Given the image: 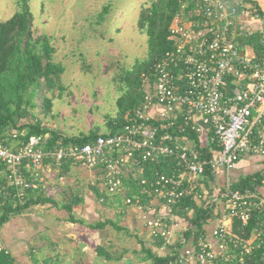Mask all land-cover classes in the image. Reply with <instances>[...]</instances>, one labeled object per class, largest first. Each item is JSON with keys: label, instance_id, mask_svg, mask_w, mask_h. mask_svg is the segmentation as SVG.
Listing matches in <instances>:
<instances>
[{"label": "built area", "instance_id": "2783aa9c", "mask_svg": "<svg viewBox=\"0 0 264 264\" xmlns=\"http://www.w3.org/2000/svg\"><path fill=\"white\" fill-rule=\"evenodd\" d=\"M191 1L196 3L191 11L194 18L187 19L188 0H180V12L170 26L175 51L153 63L154 79L144 82L143 105L133 121L120 133L98 135L85 144L58 141L47 148V135H32L26 145L16 149L0 141V161L7 165L12 182L30 186L23 176V164L39 177L48 161L59 165L65 160L98 172L103 187L112 193L125 190L124 180L141 177V193L147 199L142 202L134 196L125 199L124 207L117 202L114 207L119 213L131 204L151 211L147 221L151 235L162 239V247L168 248L175 245L173 234L180 224L175 206L186 196L198 201L207 196L202 188L209 178L207 169L218 178L244 155L264 156V61L244 51L236 41L237 35L254 34L241 24L242 15L258 18L260 13L244 0ZM257 38L264 50V32ZM243 72L250 74L252 83L237 82L228 93L229 79L239 78ZM155 106L162 107L158 116L150 112ZM197 113L203 115L220 147L214 158H205L195 144L174 132L181 128L199 133ZM169 157L176 160L173 172L156 173L154 181L142 178L145 163ZM230 188L229 182L225 191L230 195L215 202L211 219L215 217L216 226L205 231L197 243L186 244L170 264H250L247 257L256 252L261 253L264 264V196L255 189ZM256 213L260 214L259 229L249 240L240 238L233 230L234 221L247 226ZM3 248L0 244V250Z\"/></svg>", "mask_w": 264, "mask_h": 264}, {"label": "trees", "instance_id": "16d2710c", "mask_svg": "<svg viewBox=\"0 0 264 264\" xmlns=\"http://www.w3.org/2000/svg\"><path fill=\"white\" fill-rule=\"evenodd\" d=\"M142 1V0H141ZM110 4L109 2H107ZM98 12L94 22L100 23L102 15L107 12L105 4ZM195 2L188 0L187 19H193L191 14ZM180 0H143L137 10V29L147 36V53L143 59H137L132 67L124 69L117 80L118 97L116 99V114L110 117L108 127H97L88 133L80 135H63L57 130L46 126L44 121L52 108V96H62L67 90L64 82L66 65L59 59V50L54 36L40 33L35 28V18L29 0L20 1L16 12L5 21L0 20V141L12 148H18L28 143L32 135H47L46 147L55 146L58 141L63 145L85 144L93 141L98 135L111 136L120 133L125 126L133 121L135 112L140 109L144 101L143 84L147 79H154L153 63L168 51H175V46L170 40V26L180 12ZM88 21V19H87ZM93 24V23H92ZM66 40V37H63ZM239 46L253 43L257 54L264 52L259 45L257 36L239 37ZM259 59V57H258ZM228 93L235 87L233 79H229ZM44 110V111H43ZM157 125H160L157 122ZM180 127V125H179ZM181 129V128H180ZM174 129V132L185 139L198 141L197 133L190 130ZM18 132L15 137L14 134ZM24 132L22 136L20 133ZM198 149H201L197 145ZM220 149L219 145L215 146ZM204 157H212V150ZM204 153V152H203ZM47 168H52V174L57 180L69 175L68 172L74 164L71 160L47 162ZM176 160L174 158H161L151 160L144 164L142 178L148 181L156 179V173L170 174L174 171ZM23 176L30 184L29 187L20 186L12 182V174L7 165L0 161V231L1 228L13 218L21 215L34 205L45 204L49 201L55 204L52 196L46 194L50 178L47 171L36 177L32 167L23 164ZM210 182L217 183L218 178L210 169H207ZM246 177L233 184L230 190L244 191L247 188L255 189L260 182L259 176ZM124 191L112 193L109 189L98 195L111 203L126 198L138 196L144 202L147 197L141 193V177L124 180ZM256 190V189H255ZM21 193L23 194L21 196ZM213 188L209 189L207 196L200 201L192 196H186L175 206V214L179 221L185 223V229L171 251L167 255H157L150 249H145L152 264H170L177 260L181 249L188 244L197 243L198 238L204 234L205 226L214 214L213 205L210 203ZM225 198V197H224ZM124 207V204L119 205ZM62 208L69 212V220L78 222L72 215L73 202L63 204ZM260 214L256 213L247 226L236 219L233 230L244 240L253 237L259 226L256 225ZM1 241V239H0ZM1 244V243H0ZM157 246H162L163 240L156 239ZM258 254V255H257ZM250 264H263L261 253L249 255ZM0 264H19L13 255L5 248L0 250Z\"/></svg>", "mask_w": 264, "mask_h": 264}, {"label": "crops", "instance_id": "0c3cea01", "mask_svg": "<svg viewBox=\"0 0 264 264\" xmlns=\"http://www.w3.org/2000/svg\"><path fill=\"white\" fill-rule=\"evenodd\" d=\"M244 1L260 13L258 18L248 13L241 17V24L257 36L264 32V0ZM239 37L243 36H236L238 44ZM241 48L264 61V52L257 54L253 43H247ZM231 78L234 79L235 86L237 82L252 83L250 74L246 72L239 78ZM161 109L162 107L155 106L150 112L152 116H158ZM195 123L201 128L197 133L198 141L188 139V143L199 145L204 155L212 150L211 158L216 157L220 149L215 148L218 144L213 141V131L203 122L201 113L196 114ZM71 168L64 180L60 177L62 181L54 178L50 166L46 168L50 178L43 186H47L46 194L50 195L48 197L52 196L55 204L49 201L34 205L1 228L0 243L13 255L17 263L152 264L145 249H150L160 256L171 251V246H157L152 237L147 224L148 219L152 217L151 211L131 204L125 207V212H117L114 203L103 201L98 195V191H105L98 172L81 164H73ZM256 176H259L260 182L255 189L264 196V156L247 154L237 160L230 172L220 175L217 183H212L207 178L202 183V188L206 194L214 186L225 191L229 182L233 186L246 177H254V180H257ZM72 202V215L78 222L69 220V212L61 207ZM122 204L124 200L118 202V205ZM212 220L216 226L215 217ZM214 227L206 225L205 230L210 232ZM184 229L185 223L180 221L173 234L174 243L179 240Z\"/></svg>", "mask_w": 264, "mask_h": 264}, {"label": "rangeland", "instance_id": "374dc122", "mask_svg": "<svg viewBox=\"0 0 264 264\" xmlns=\"http://www.w3.org/2000/svg\"><path fill=\"white\" fill-rule=\"evenodd\" d=\"M20 1L0 0V20H8ZM142 1L29 0L35 28L55 37L59 59L66 65L67 90L62 96L49 93L53 105L46 126L66 136L108 127L116 114L119 75L146 57L147 36L137 29ZM103 3L107 12L96 24L93 19ZM206 225L214 227L215 222Z\"/></svg>", "mask_w": 264, "mask_h": 264}, {"label": "water", "instance_id": "95a60500", "mask_svg": "<svg viewBox=\"0 0 264 264\" xmlns=\"http://www.w3.org/2000/svg\"><path fill=\"white\" fill-rule=\"evenodd\" d=\"M230 192L223 191L221 187L214 186L210 203L213 205L219 198L229 196Z\"/></svg>", "mask_w": 264, "mask_h": 264}]
</instances>
